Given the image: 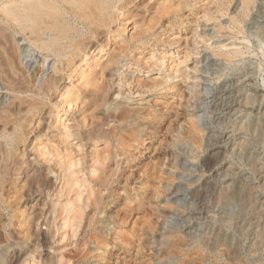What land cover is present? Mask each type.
Wrapping results in <instances>:
<instances>
[{
  "label": "rangeland",
  "instance_id": "rangeland-1",
  "mask_svg": "<svg viewBox=\"0 0 264 264\" xmlns=\"http://www.w3.org/2000/svg\"><path fill=\"white\" fill-rule=\"evenodd\" d=\"M252 2L245 13L243 0L131 3L127 20L112 25L115 33L111 35L115 37L95 40L96 46L85 60L91 66H105L112 58L117 61V68L111 71L113 91L99 110L106 114L124 106L140 110L144 119L132 120L131 126L126 124L125 128L140 130L141 139L120 146L107 140L84 141L82 145L74 141L76 147L71 155L81 160L77 170L82 171L79 178L85 183L80 195L69 192L63 177L57 176L61 174L59 166L54 169L51 166L54 162L47 161L53 159V153L39 157L36 148L43 154L53 152L57 145L52 133L60 132L66 125L72 126L75 121H68L72 115L84 127L83 118L76 113L74 103L68 105L60 97V92L51 95L44 101L47 106L39 116L47 120L38 125L39 117L35 118L31 125V130H35L33 137L25 138L20 147L22 151L28 146V154L18 159L19 166L12 167V173L18 170L21 174L18 177L11 173L10 179L17 180V185L0 189V246L14 244L12 235L24 238V232L26 237L28 233L29 236L46 234L48 243L38 249V244L43 245L41 240L38 243L34 237L30 238V253L36 254L35 258L26 256L27 264H60L61 261V264H264L261 236L264 232V0ZM232 16L237 18V25L233 24ZM143 30L146 32L140 39L138 35L132 38ZM6 33L11 43L0 37V62L6 61L5 47L16 48L20 54L17 62L19 67L23 66L24 75L29 76L26 69L29 65L31 73L37 72L34 73L37 90L47 91L48 78L58 76L55 73L58 59L37 49L29 40V33L19 27L9 28ZM169 41H174L175 47L153 56L152 45ZM123 48L129 49L122 52ZM45 58L48 60L42 69ZM80 59H76L78 64ZM8 70L7 65L0 67V85H4L0 86V98L7 96L6 105L19 97L37 98L32 93L19 96L4 90ZM65 71L66 74L59 73L63 78L61 86L65 83L63 86L70 87L73 93L84 95L87 88L82 85L80 75L74 74L69 79L73 70L65 67ZM126 74L132 86L120 89L118 85ZM140 79L164 85L150 91L138 88ZM39 129L43 134L36 140L34 134L41 132ZM237 143L244 146H239V150ZM115 147L118 158L110 154ZM232 147L233 151H229ZM24 161L41 168L43 178L52 188L39 195L42 198L37 205V218L28 230L30 215L23 203L31 194H22V178L29 170ZM102 163L107 168L105 175ZM24 168L27 169L23 172ZM101 176L111 180L108 185L105 183L106 187L97 185ZM227 183L233 187L222 192L221 186ZM241 185L244 186L240 188ZM19 191L21 194H14ZM220 195L225 197L221 199ZM65 208L72 211L65 212ZM76 212L80 224L74 221ZM44 219H49V223L45 224ZM70 257L78 262L70 263Z\"/></svg>",
  "mask_w": 264,
  "mask_h": 264
},
{
  "label": "bare ground",
  "instance_id": "bare-ground-1",
  "mask_svg": "<svg viewBox=\"0 0 264 264\" xmlns=\"http://www.w3.org/2000/svg\"><path fill=\"white\" fill-rule=\"evenodd\" d=\"M136 1L137 0H7V1L3 0L1 2L2 4H0V18H1L0 24H2V27L0 26V31H1L0 37L5 39L8 43L9 42L11 43V38H10L9 34L6 33V31L12 27H19L22 32H28L29 33V35H30L29 40L37 49L44 51V52H47L48 56H54L59 61V65L55 68V73L58 76H54L50 79L48 78V84L46 83L47 91L37 90V88H36L37 86L35 87V84H34V81L37 82L36 77L34 76V73L36 71L34 70L35 72L31 73L29 70V65H27L26 69H27V72L29 73V76H26V74L24 75L25 70L23 73L22 69H21L23 66L19 67L20 63L18 64V62H17V59L19 58L18 55L20 56V54H18V52H17L18 50H16V48H11V45L9 47L4 48L3 54L5 56L6 61L4 64H2L0 62V67L3 65H7L9 70H8V74L6 73L7 78H4L5 79V82H4L5 87L3 89L7 90L8 92L11 91L12 93L19 95V96L25 95V94L28 95V93H32V94L36 95L37 98L29 100V98L27 99V97H25V98L19 97L17 99L18 101L13 100V101L9 102V104H7V105H6V103L8 102L7 96L2 95V97L0 98V189L1 190L7 188L8 186H16L17 185V183H16L17 180H11L10 179V178H12V177H10L12 170H14V169H12V167H13V165L19 166L20 164L18 163V159L19 160L24 159L26 157V155L28 154L27 153L28 146L26 147L25 150H22V151H20V147H21V145H24V140H26L25 138L31 137V136L33 137V132L35 130L34 129L31 130V125L34 123L35 118L37 116L39 117L43 113L44 109L46 108L47 104H45L44 101L47 100L49 97H51V95L53 96V94H57V92H60L59 95H61L60 96L61 98L66 99V103L68 105H71L72 103H74V106H76V108L78 109V111L76 113L79 114L83 118L84 127L81 125V122L80 123L76 122V117H74L72 115L70 119L68 118V121H70V122L75 121V122H73L74 124H72V126L66 125L63 128V130H60V132L52 133L53 135L51 137H52V139H55V142L57 145L56 148L54 147V151L53 152L49 151L48 153H44V154L42 153V150L39 148H36V151L38 152L39 157L42 155L50 156L53 153V159L47 158V161H48V163L54 162V165H51V166H54L53 167L54 169L58 168V166H59L58 170H60L61 174H57V176L61 175L60 177H63L65 187L70 189L69 192H74L77 195H80L79 191H81L80 189L82 188V186L85 183V180H81L79 178V174L82 173V171L77 170V167L79 166L81 160H78L77 158H75L76 156L74 157L71 155V151L73 150V148L76 147L75 146L76 144L74 141H77L78 143H80V145H82V143L84 141H94L96 139L97 140H107V141H111V142L115 143L116 145L120 146V145H132V144H134V142L141 139L140 134H139V133H141V132H139L140 130L139 131L129 130V129L127 130L125 128V125L129 124V122H131L132 120L136 121V120L143 118V115L141 114L142 112H140V110H134L133 111V110L128 109V106L127 107L124 106V108H121V109L120 108L114 109L112 112H110L108 114H106L104 112V110H99L102 105L106 104V101H107L106 98L108 97L107 95H109L113 91V87L110 85V83L112 81L111 71L113 69L117 68V65H118L117 61H115V59L112 58L105 66H101V65H97V64L95 66L94 65L91 66L90 61L85 60V58H87L90 55L91 50L96 46V43L94 42L95 40H99L103 36L104 37H107V36H112V37L114 36L115 37V35H111V34L115 33V31H113L112 25L115 23L121 24V22L122 23L125 22L128 18V14H130V12L132 10V7L130 8V4L135 3ZM252 3H253L252 0H243V12L244 13L250 7V5H252ZM133 7H136V4H134ZM162 9H163V7H162ZM247 11H249V10H247ZM244 13H243V16H244ZM233 16H234V14H233ZM233 16L231 18L233 21V24L237 25V18L233 17ZM70 18L72 20H75V22H77L78 25H81L83 28H79L78 25H74L73 23H71ZM144 32H146V30H143L141 32H137L135 35H133L132 38H134L135 36L138 35L139 36L138 39H140L142 37V33H144ZM48 35H50L49 36L50 38H47ZM12 41L13 42L15 41L14 36L12 37ZM174 43H175L174 41H169L166 44L152 45L154 48V49H152L154 52L153 56H155L156 54H163L169 48L175 47ZM97 45L99 46L100 44H97ZM161 48L163 50H161ZM128 49L123 48L122 52H125ZM140 53L142 54L143 51H141ZM0 56H1V53H0ZM34 57L36 58L35 55H34ZM80 57H81V59H80ZM77 58L80 59L79 64L76 61ZM140 59L141 58H138V60H140ZM47 60H48V58H45L42 69L45 67ZM22 61H24V60H22ZM30 66H31V64H30ZM65 67H67V68L71 67L73 70L71 72L72 74H70V76H68L69 79H72L74 74H76L78 76L80 75L79 77L81 79L82 85L86 86V88H87V90L85 91V94L82 92L84 95L81 96L78 93H77L78 95L73 93V90H71L70 87L63 86V85H65V83L61 86V82H62L63 78L59 75V73L64 72ZM98 67H100L99 70H98ZM138 67L140 68V64H138ZM130 72H131V69H130ZM126 78H127V74L124 75V77H122V79L120 80V82H122L121 85H118L120 89L123 87H127V86L130 88L132 86V84L129 81H127ZM140 80L138 81V88L148 89L150 91L164 85V84H159L158 82L157 83H153V82L148 83V82H144V81H142V80L140 81ZM0 86L2 87L4 85L2 84ZM165 86H168L171 88L170 84L169 85L165 84ZM41 88H43V87H41ZM246 94L248 95V92ZM250 96H251V94H250ZM241 103H243V102H241ZM244 103H246V102L244 101ZM247 103H248V101H247ZM230 104H232V103H230ZM119 107H121V106H119ZM56 117L59 119L60 115L57 113ZM44 120H47V119H43V118L39 117L37 120L38 125H43ZM87 120H88L89 125L86 123ZM36 124H34V125H36ZM86 124L88 125L87 129L85 127ZM111 124L112 125L114 124V126H112ZM241 124L238 126H242L244 123L242 125ZM128 126H131V125L129 124ZM137 127H136V129H137ZM242 129H240V130H242ZM236 130H237V127H236ZM47 132H46V134H47ZM238 132H239V130H238ZM42 134H43L42 131L36 132L34 134V136L36 137V140H40V136ZM71 139L73 141H70ZM238 139H239V142H242L241 138H238ZM236 142H238V140ZM241 144H243V143H237V144H235V146H237L238 148H239V146L240 147L244 146V144L243 145H241ZM25 145H27V143ZM32 145L29 147L31 148ZM38 145H39V143H38ZM235 146H233V147H235ZM245 146H247V145H245ZM37 147H39V146H37ZM233 147L231 149H229V151L234 149ZM115 148H113V149H115ZM119 149H121V147ZM239 150H240V148H239ZM110 154L112 156L118 158L117 157L118 156L117 148L115 151H111ZM255 155H253V156H255ZM256 157L257 156H255V158ZM28 161H29V159H28ZM28 161L23 162L24 165L27 164V167L29 170L24 173V178H22L23 179L22 180V182H23L22 187L23 188L20 186L22 188V191H23L22 194H24L26 192H30V194H31V195L29 194L30 198L28 196L29 199H27V197H25L27 200L25 201V203H23V206L25 208V212L26 213L28 212V214L30 215L29 219H28L29 221L25 220L26 222L28 221V227L29 228H27V226L25 225L27 230L31 228V225L33 223V219L36 220V218H37V214H38L37 213L38 212L37 211V205L39 204L40 198H42V197L39 198V195L43 196L42 194H43L45 189L46 190L52 189L51 186H49L50 184H48V180L43 178V177H45V176H43L44 173L42 175L43 170L39 167L34 166L33 164H35V163L32 164L31 162H28ZM41 161L43 163V160H41ZM99 161H100V159H99ZM116 162H117V159H116ZM96 163H98V160ZM116 164L117 165L120 164L119 160ZM101 165H102L101 168H103V174L105 175L107 168L105 170V165H103V163ZM25 167H26V165H25ZM26 169L25 168L22 169L23 172ZM228 169H229V167H228ZM58 170H56V171H58ZM23 172H22V175H23ZM227 173H228V171H227ZM12 174H16L18 177L21 176V174L18 173V170H17V173H12ZM107 174H109V172ZM107 174H106V176L108 177L109 175H107ZM110 174H112V173L110 172ZM16 175H14V176H16ZM226 176H225V178H226ZM18 177H17V179H18ZM107 177H106V180H107ZM113 177H114V175H113ZM113 177H110V178H113ZM103 178L104 177H102V176L98 178L97 185L101 186V187H106L108 185V183H110L109 181H111V180L106 181ZM261 178L262 177H260V179ZM14 179H16V178L14 177ZM263 179H264V177H263ZM255 181H256V179H255ZM106 182H107V185L105 184ZM263 182H264V180H263ZM228 183L226 186L224 185L225 187L221 186V189H222V187L224 188L222 190V192L224 190L225 191H227L228 189L230 190V186L233 187L232 184L228 185ZM240 184H241V181H240ZM242 186H244V185H241L240 188H242ZM254 186H255V184H254ZM21 188H20V190H21ZM14 189L16 190L17 187ZM245 189H246V187H245ZM219 190H220V187H219ZM250 190H252V188ZM248 191L246 190V192H248ZM21 192L20 193L15 192L14 194L18 195V194H21ZM49 192H50V190H49ZM222 192H221V194H223ZM9 194H10V191H9ZM227 194H228V192H227ZM248 195H250V194H248ZM26 196H27V194H26ZM223 196H221L222 197L221 199H223ZM16 198H17V196H16ZM219 198L220 197H218V199ZM18 199H21V197ZM18 199L16 201H18ZM8 201H9V198H8ZM8 201L5 203L7 204ZM22 201L23 200H21L20 202H22ZM9 202H11V201H9ZM13 202L10 203V205H12ZM219 202H220V200H219ZM15 203H17V202H15ZM40 203L42 204L43 202L40 201ZM16 206L17 205H15V207ZM8 207H9V205H8ZM65 207L67 208L68 204L65 205ZM66 208H65V212L70 213L72 211V210H68ZM48 209H49V207H48ZM246 211H247V208H246ZM260 212L262 213V211H260ZM261 213H259V214H261ZM252 214L257 215V213H252ZM27 215H24V216L27 217ZM77 215H78V213L76 212L74 221L79 222V224H80V220H81L80 215H78L79 217ZM262 215H263V213L261 214V217H262ZM38 217H39V215H38ZM24 219H27V218L24 217ZM49 219H47V220L44 219L43 222L45 224H48ZM2 223H3V221H2ZM263 224H264V222H263ZM65 225H67V223ZM251 226H249V228ZM32 228H33V226H32ZM244 228L247 229L246 226ZM27 230H25V231H27ZM258 230H259V228H258ZM30 231H32V230H29V232ZM244 231H246V230H244ZM13 233H14V231H13ZM10 234H12V232H10ZM24 234H26V233L24 232ZM24 234H23L24 238H19L20 236L12 235L11 237L13 238L14 244H6V245L0 246V249H1L0 264H27V263H29V262H27V261H29V258H26V256H28L30 254L35 258V254H36L35 252L30 253V244H31V242L29 243L30 238L34 237L33 239L37 240L38 243L41 240L43 245H41V243L38 244L39 246H37V249L40 248V246H45L49 240L47 238L46 234H44V233H42L40 235L36 234V236L35 235L29 236V233H28L27 237ZM261 236L264 237V232L261 233ZM215 238L217 239V237H215ZM213 239H214V237H213ZM256 239L254 241H256ZM9 240L12 241L11 238ZM258 240H259V238H258ZM261 240H259V241L261 242ZM213 241H215V240H213ZM260 242H259V245H260ZM7 243H9V242H7ZM257 244H258V242H257ZM24 246H26V248ZM104 248H105V246H104ZM237 248H238V246H237ZM224 249H226V248H224ZM250 249H252V248H250ZM237 254H235V255L237 256ZM239 256L240 255L238 254V257ZM75 257H73V258H75ZM38 260H40V258H38ZM72 260L73 259L71 258L69 260V262L71 263ZM257 260L259 261V259H257ZM233 261L234 260H232V262ZM77 262H78V259L76 261L73 260V263H77ZM61 263H62V261H61ZM242 263H243V261H242Z\"/></svg>",
  "mask_w": 264,
  "mask_h": 264
}]
</instances>
